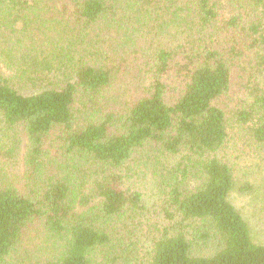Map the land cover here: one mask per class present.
Returning <instances> with one entry per match:
<instances>
[{
    "label": "trees",
    "instance_id": "trees-1",
    "mask_svg": "<svg viewBox=\"0 0 264 264\" xmlns=\"http://www.w3.org/2000/svg\"><path fill=\"white\" fill-rule=\"evenodd\" d=\"M0 123V264H264V0H0Z\"/></svg>",
    "mask_w": 264,
    "mask_h": 264
},
{
    "label": "rangeland",
    "instance_id": "rangeland-1",
    "mask_svg": "<svg viewBox=\"0 0 264 264\" xmlns=\"http://www.w3.org/2000/svg\"><path fill=\"white\" fill-rule=\"evenodd\" d=\"M241 89L242 88L240 84L237 83L234 90L236 92H241ZM12 133L13 132L11 130H8L3 123H0V138L7 141ZM21 133V156L23 157L27 147V138L23 129H21ZM22 157L21 160L23 159ZM250 162L247 160L239 161L237 175L239 177L245 176L253 181L256 180L257 183L255 190L252 192V194L249 195L232 193L230 199L242 212L245 219L249 222L254 238L258 242L264 243V166H253V163L251 162V164ZM134 180L135 181L132 186L140 190L143 194V204L146 207V209L143 211V219L147 220L149 223L158 222L162 218L161 213L159 212L160 198L158 186L150 176H147L145 178L134 177ZM142 239L146 244V247L148 248L150 241H147V237H144Z\"/></svg>",
    "mask_w": 264,
    "mask_h": 264
}]
</instances>
